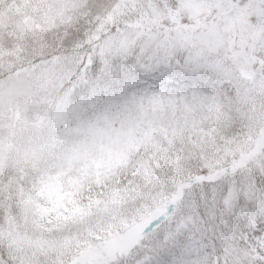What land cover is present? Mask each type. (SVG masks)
Listing matches in <instances>:
<instances>
[{
  "label": "snow or ice",
  "instance_id": "snow-or-ice-1",
  "mask_svg": "<svg viewBox=\"0 0 264 264\" xmlns=\"http://www.w3.org/2000/svg\"><path fill=\"white\" fill-rule=\"evenodd\" d=\"M13 80L0 264H264V0H0Z\"/></svg>",
  "mask_w": 264,
  "mask_h": 264
},
{
  "label": "rangeland",
  "instance_id": "rangeland-1",
  "mask_svg": "<svg viewBox=\"0 0 264 264\" xmlns=\"http://www.w3.org/2000/svg\"><path fill=\"white\" fill-rule=\"evenodd\" d=\"M30 94H31V90L23 80H13L5 84L3 88H0V104L13 103L17 100V98L27 97ZM34 106H35L34 104L20 105V107L24 109Z\"/></svg>",
  "mask_w": 264,
  "mask_h": 264
}]
</instances>
